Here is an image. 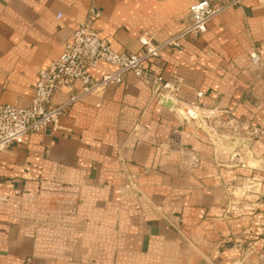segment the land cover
<instances>
[{
  "label": "crops",
  "instance_id": "1",
  "mask_svg": "<svg viewBox=\"0 0 264 264\" xmlns=\"http://www.w3.org/2000/svg\"><path fill=\"white\" fill-rule=\"evenodd\" d=\"M192 2L0 0V104H30L39 72L92 6L114 51L142 54L143 34L176 35ZM148 67L181 77L185 103L264 125V0L222 13ZM114 71L102 63L92 77ZM60 126L0 153V264H264L263 144L237 151L234 166L233 153L132 74L77 103ZM248 178L260 190L245 193Z\"/></svg>",
  "mask_w": 264,
  "mask_h": 264
},
{
  "label": "built area",
  "instance_id": "2",
  "mask_svg": "<svg viewBox=\"0 0 264 264\" xmlns=\"http://www.w3.org/2000/svg\"><path fill=\"white\" fill-rule=\"evenodd\" d=\"M244 1L193 0L185 26L176 35L162 43H155L149 33L143 34L140 38L142 54L114 51L94 27L102 14L92 6L86 19L73 30L59 59L39 72L30 104L25 107L0 104V153L14 145L25 144L26 137L30 134L44 133L50 127L54 130L60 129L61 119L77 103L90 95L103 92L109 86L122 84L127 74L153 86L154 96L161 105L162 99L174 101L171 109L185 122L195 124L199 130L206 128L212 135L227 141L239 139L250 141L252 145H264V125L237 119L230 110L209 108L203 103H185L178 97L184 84L181 77L168 79L148 67V63L158 58L162 51L167 48H180L182 41L190 35L206 33L213 19L228 10L240 7ZM251 62L254 66L262 65L260 56L256 53H253ZM102 63L116 67V71L105 74L96 81L92 77V71ZM77 84L81 87L75 92ZM62 90L68 96L62 103L57 104L55 97ZM174 134L171 148L176 149L180 134L177 129ZM261 185V181L248 178L241 188L245 193H252L260 190ZM238 247L241 248L242 244L238 243Z\"/></svg>",
  "mask_w": 264,
  "mask_h": 264
},
{
  "label": "water",
  "instance_id": "3",
  "mask_svg": "<svg viewBox=\"0 0 264 264\" xmlns=\"http://www.w3.org/2000/svg\"><path fill=\"white\" fill-rule=\"evenodd\" d=\"M161 103L164 106L172 108V106L174 104V101L167 100V99H162ZM201 131H203L208 137H210L212 139V141L216 145L222 146L228 152L233 153L232 163H233L234 166L240 165V161H241V156L237 152V150L241 149V150H244V151H248L252 147L251 142L247 141V140L235 139V140H232V141H227V140H224V139H222V138H220V137H218L216 135H212L211 131L206 129V128H201Z\"/></svg>",
  "mask_w": 264,
  "mask_h": 264
}]
</instances>
